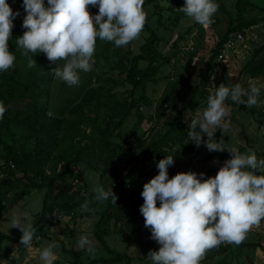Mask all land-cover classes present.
Returning <instances> with one entry per match:
<instances>
[{"label":"trees","instance_id":"obj_1","mask_svg":"<svg viewBox=\"0 0 264 264\" xmlns=\"http://www.w3.org/2000/svg\"><path fill=\"white\" fill-rule=\"evenodd\" d=\"M7 2L13 11H19L20 15L13 22L14 27L9 40V51L16 57L14 66L0 72V103L6 109L4 118L0 120V203L9 193H15L16 190L19 191L15 197L17 202L34 192L45 191L43 209L32 223V227L36 229L33 241L50 240L62 245L65 250L63 242L54 237L52 228L61 224L66 217L72 219L78 216L87 217L88 214L81 211V205L85 202H88L90 210H96L95 196L89 192L83 179L80 180L82 178L80 169L83 167L100 172L102 184L105 190H108L105 179L115 169L117 163L128 153L132 152L134 156L140 152L143 161L140 173L121 182L118 176L115 178V188L112 189L117 197L115 204L111 200L106 201L108 210L101 215L94 227L96 239L113 258L95 260L89 264H114L129 260V255L116 253L107 244L106 237L112 233L111 227L117 228L118 223H125L127 220V228L131 233L150 231L145 227L144 217L139 211L143 204L142 190L137 188L139 181L147 175L155 162L166 156L174 158V164L168 169L173 173L183 164L182 159L185 155L200 153L188 136L189 125L185 123L188 112L195 110L208 99L209 87L215 78L216 69L223 67L225 71L226 66L220 63L219 59L229 38L245 33L264 20L250 16V12L256 6L252 0H236V15L230 17L227 30L211 50L205 75L184 107H179L178 91L187 80L185 78L180 81H169L156 105L147 95L148 86L159 84L158 77L162 67L171 60L159 51L164 38L158 36L148 25L146 27L149 37L141 46V53L134 57L129 51L122 52L113 42L97 39L93 56L98 84H89L74 100L68 98L62 101L61 93L57 94L54 69L61 67L63 60L49 61L40 53L33 57L36 66L27 67L23 49L16 44V38L22 36L25 31L21 25L26 13L22 8V0ZM156 2L157 0H148L143 8ZM45 5L47 6V0ZM183 5L179 4L174 12L182 13L179 8ZM219 5L221 10L226 12L224 3L220 0ZM257 8L264 13V8L259 6ZM179 18H176L175 22H178ZM159 21L160 26H163L162 15ZM180 39L172 42L171 47L174 51L178 50ZM142 63L146 67H142ZM115 73L119 75L118 80L114 79ZM240 75L250 79L264 78V44L253 48L242 66ZM223 84L232 86L228 78ZM129 87L131 89H128ZM122 88L127 91L121 93ZM242 99L246 100L247 97ZM225 107L257 117L264 129V110H259L257 105L247 108L246 105L233 102L229 97L225 101ZM153 108L155 109L153 114L146 115L145 110ZM166 111L176 112L171 123L165 124L162 131L149 138L143 136L136 139L145 122L152 124L153 128ZM133 116L137 123L126 137L123 128ZM216 139L219 142L224 141L221 134H217ZM247 151L243 148L240 153L244 154ZM209 153L212 154L213 151ZM262 157L264 158V154ZM260 174H264V171L257 173ZM66 177H72L73 181L66 180ZM75 180H78V183ZM58 183H61L60 188L57 186ZM2 212L3 207H0V215ZM57 215H64L65 218L57 219ZM52 219L56 222H52ZM141 221L143 226L139 224ZM119 232L123 234L122 230ZM21 236L19 229L17 237L5 234L0 229V252L5 250L4 244L20 242ZM234 245L222 243L208 250L205 259L219 260L226 257L232 253ZM237 246L240 249L262 247L260 243H246V238ZM73 254L75 256L73 264H82L81 254L77 252ZM220 264L229 263L223 261Z\"/></svg>","mask_w":264,"mask_h":264},{"label":"clouds","instance_id":"obj_2","mask_svg":"<svg viewBox=\"0 0 264 264\" xmlns=\"http://www.w3.org/2000/svg\"><path fill=\"white\" fill-rule=\"evenodd\" d=\"M143 5L144 0H47V6L45 0H22L26 15L21 26L25 31L16 38V44L23 49L28 68L36 66L33 57L40 53L49 61L63 60V66L54 69V76L74 86L79 83V71H91L95 63L97 39L122 47L139 37L147 18ZM89 7H98V13L90 14ZM218 8L216 0H184L179 11L208 28ZM19 15L7 0H0V72L14 66L16 57L9 51V40ZM262 87L252 81L247 89L239 83L231 87L221 83L208 97L202 116L191 119V141L197 147L203 142L210 152L223 151L213 137L217 129L225 132L229 128L225 122L226 99L252 108L258 104ZM5 111L0 103V120ZM204 134L207 140L202 141ZM229 151L232 158L209 178L195 172L169 178L174 158L166 156L158 162V174L143 186L139 209L151 239L160 245L158 251L148 254L152 264H200L208 250L222 243L239 245L250 228L264 220V174H256L264 170V158L258 160L251 149L244 154ZM93 192L96 201L111 200L115 204L117 197L112 188L105 190L96 183ZM81 211H90L88 202L81 205ZM11 228H18L21 244L31 247L36 229L26 216L14 215ZM77 246L89 254L95 252L86 235L80 236ZM58 247L53 242L40 250L42 264H54V249Z\"/></svg>","mask_w":264,"mask_h":264},{"label":"rangeland","instance_id":"obj_3","mask_svg":"<svg viewBox=\"0 0 264 264\" xmlns=\"http://www.w3.org/2000/svg\"><path fill=\"white\" fill-rule=\"evenodd\" d=\"M147 1L148 0H144V3ZM220 1L224 3L226 12L221 10L219 0H216L219 8L213 17V21H217V23L210 29L196 24L184 13L177 14L174 12L179 4H184V0H157L156 3L150 4L144 8L147 18L142 32L137 39L130 42L127 46L120 47V49L122 52L129 51L132 57L139 55L141 53V46L145 44L146 39L149 37L146 25L155 30L158 36L164 38L159 46V51L164 57H168L171 60L169 64L162 67L161 74L158 77L159 84H150L148 86L147 95L153 101L154 105L159 101L169 81H180L183 78L187 80H185L178 91L180 98L179 107H184L190 101L197 85L205 75L207 62L211 56V50L216 46L221 36L227 30L230 17L236 15V0ZM252 1L256 6L250 12V16L263 18L264 20V13L260 11L261 9L257 8L258 6L264 8V0ZM158 7H161L159 11L157 10ZM89 11L90 14L95 15L98 13V7H89ZM161 15L163 26H160L159 21ZM178 17H180V20L175 22ZM243 34L248 49L231 59L228 63H223V65L226 66L225 71H223V67L216 69L215 78L214 80L212 79L209 87V96L214 94L217 87L223 83L226 78L229 79L232 86L239 83L243 88L249 87L250 81L255 82L258 87L264 85V78L250 79L240 75L242 66L248 60V56L251 54L253 48L264 44V21ZM180 37L184 39H180ZM179 39L178 50L174 51L171 44ZM93 59L95 60L94 56ZM63 64L64 61H62V66ZM94 65L95 63L92 65L91 71H79V83L77 85L69 86L60 79H55V85L58 87L57 94L60 95L61 93L62 101L68 98L74 100L80 91L89 86V84H98V74L94 69ZM142 67H146V65L142 63ZM114 79H119L117 73H115ZM128 89H131V87ZM125 91H127V89H121V93ZM261 91H263V93L259 96L260 101L257 104V108L259 110H264V87L261 88ZM207 100L204 101L202 105L197 106L195 110L188 112L185 122L186 125L191 123V119L202 116L203 111L207 107ZM154 110V108L147 109L145 113L149 116L153 114ZM226 110L228 111V115L225 117V122L229 124V128L225 132L221 129H217L213 137L216 142H219L216 139L217 134L222 135L224 141L220 142V147L223 151H213V153L210 154L202 142L198 147L200 150L199 154L185 155L182 159L183 164L181 166H178L173 173H170L171 170H168L169 178L181 172H195L198 175L203 173L205 174L204 178L214 177L219 168L223 166L224 162L232 158V153L229 151L232 149L237 150L238 153H240V150L243 148L247 150L251 149L256 153L258 160L263 158L264 129L259 119L241 110L232 111L231 108H226ZM175 115L176 112L166 111L164 116L155 123L153 128H151L152 124L145 122L140 128L136 139L142 138L143 136L149 138L156 132L162 131L165 128V124H169L173 121ZM136 123L137 119L134 116L128 120L123 128V133L126 137L129 136ZM150 128L152 130H150ZM203 140H207L206 134L202 136V141ZM140 155V152L135 153L134 156L132 152L128 153L117 163L115 169L111 171L105 179V184L109 189L115 188V178L117 176L121 182L126 178L131 179L140 173L143 164L142 156ZM157 164L158 162H155L149 168V172L139 181L137 188L143 190L144 184L158 174L159 170ZM60 168H62V165ZM263 171L264 170H258L257 173ZM80 172L82 173V178H80V180L82 181L83 179V183L87 186L89 192L95 196L93 192L94 185L98 183L103 186L101 173L92 169H83V167L80 169ZM66 180L71 181L72 177H66ZM57 186L60 188L61 183H58ZM17 191L18 190H16L15 193H9L3 198L2 203H0V207H3V212L0 215V229L3 233L14 237H17L18 228H11L12 217L14 215L26 216L28 222L32 225L43 209L45 197V191L34 192L26 196L20 202H17L15 201L16 195L19 194V191ZM95 202L96 210L87 211V217L78 216L73 219L66 217L65 219L63 218L64 220L61 221V224L52 228L54 237L63 242L66 248L64 250L62 245L56 243L59 247L54 249L57 256L54 264H73L75 261L73 252L81 254L82 264H89L95 260H110L113 258L94 235V227L100 220L101 215L108 210V204L106 201L95 200ZM157 203L159 205V202ZM54 219L56 218L54 217ZM54 219H52V222L55 223L56 220ZM57 219H60L58 215ZM139 224H141V226L144 225L142 221ZM127 225V220H125V223H118L117 228L112 226V233L106 237L107 244L114 252L130 256L129 260L114 264H152L148 254L150 251H158L160 245L155 240L151 239L150 231L131 233ZM120 230L123 231V234L119 232ZM82 235L88 236L91 240L92 246L95 249L94 254H89L87 251L77 246V242ZM52 243L53 242L50 240L37 239L35 241L32 240L31 247L22 245L21 241L12 245L4 244L5 250L0 252V264H42L39 259L40 250ZM246 243H260L262 247L240 249L237 245H234L230 255L221 257L219 260L205 259L206 256L204 255L200 264H220L223 261H227L229 264H264V220H261L259 225L250 228L246 235Z\"/></svg>","mask_w":264,"mask_h":264},{"label":"built area","instance_id":"obj_4","mask_svg":"<svg viewBox=\"0 0 264 264\" xmlns=\"http://www.w3.org/2000/svg\"><path fill=\"white\" fill-rule=\"evenodd\" d=\"M213 23H215V21ZM211 27L212 24L210 27H208V29H210ZM245 41V37L241 33L230 37L225 44L223 55L220 57L219 62L222 64L228 63L231 59L246 51L248 49V46L245 44ZM76 183H78V180L76 181ZM58 217L60 219L65 218L64 215H58Z\"/></svg>","mask_w":264,"mask_h":264}]
</instances>
